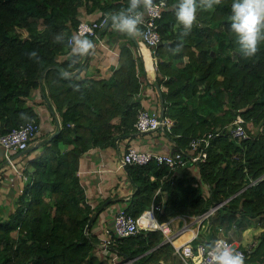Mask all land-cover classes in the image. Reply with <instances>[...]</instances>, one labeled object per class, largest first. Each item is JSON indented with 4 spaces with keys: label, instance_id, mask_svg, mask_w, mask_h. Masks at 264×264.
Masks as SVG:
<instances>
[{
    "label": "trees",
    "instance_id": "obj_1",
    "mask_svg": "<svg viewBox=\"0 0 264 264\" xmlns=\"http://www.w3.org/2000/svg\"><path fill=\"white\" fill-rule=\"evenodd\" d=\"M164 1L155 77L145 69L133 37L115 31L109 22L98 33L125 38L118 66L108 78H77L86 58L65 55L82 13L100 11L101 20L127 8L129 0H0V130L32 120L39 124L27 98L36 88H45L43 80L49 107L60 115L59 132L42 141V153L24 169L28 180H22L11 203L0 210V264H113L112 254L121 257L120 263L151 264L155 249L171 248L169 242L162 244L166 237L159 228L114 235L111 244L98 246L91 229L105 205L88 203L78 175L80 158L90 148L116 147L137 131L138 113L146 108L141 76L162 90L163 103L156 111L163 108L162 114L174 119L167 135L176 149L188 151L192 138L222 129L238 115L251 137L220 135L208 148L206 161L176 170L156 161L127 164L135 191L125 202L126 210L139 218L165 197L166 206L154 209L162 223L176 212L201 215L221 204L211 221L239 228L253 219L264 228V42L255 57L242 58L230 31L233 0H222L212 11H198L182 50L173 54L182 26L174 14L177 0ZM140 27L142 32L145 26ZM57 35L64 41L57 42ZM32 51L37 57L30 59ZM174 58L182 61L181 67L173 66ZM256 239L246 261L264 254V230ZM168 254L169 264H184Z\"/></svg>",
    "mask_w": 264,
    "mask_h": 264
},
{
    "label": "crops",
    "instance_id": "obj_2",
    "mask_svg": "<svg viewBox=\"0 0 264 264\" xmlns=\"http://www.w3.org/2000/svg\"><path fill=\"white\" fill-rule=\"evenodd\" d=\"M82 14V20H92L99 17L100 11L92 14ZM25 34L27 33L25 32ZM97 37L100 38L101 41H99L98 38L95 39L91 36H86V38L93 41L94 49L85 57L84 70L77 78H81L85 76V74L92 78H108L112 75L113 68L117 67L119 64V47L121 43L125 41V38H118L116 40L112 37L109 39L107 34L105 36H99V33ZM135 38L141 42L140 35H137ZM144 49L145 48H143V51L138 49V53L141 56V52L144 53ZM68 55H72L71 50L65 56ZM142 59L145 69L151 73L150 69L152 66H147L145 62V53ZM167 59L169 58L167 57ZM170 60H172L174 67L182 66V61L179 58ZM141 81L143 86L141 93L143 107L154 110L157 108L160 109L161 101L156 87L146 76H141ZM43 83L45 84V88L42 86L36 88L32 91L31 96L27 98L28 105L33 107L38 114L40 132L32 141L28 152H16L12 155L16 165L22 169H29L30 162L42 153V141L57 131L60 124V115L57 109L54 107L53 110H51L45 96V93H48L49 90L48 85L44 80ZM152 102H157L158 106L154 105ZM148 104L153 106L150 107ZM131 146L143 150L168 152L174 150L176 142L160 131L143 133L136 131L129 136L122 137L117 141L116 147H92L81 156L78 175L85 190L86 199L92 207H98L102 203L105 205L98 216L97 223L91 229L92 234L99 241H102L103 237H105V229L113 225V219L118 208L123 207L125 202L131 199L135 191L128 171L125 166H121L123 153ZM4 158L5 153L0 146V162ZM17 158L18 160L16 161L15 159ZM21 184L22 179L13 169L8 173L0 166V210H2L6 204L11 203L14 193H16ZM165 200L166 198L163 197V204L166 206L167 202H165ZM172 202L173 201H170L169 203L171 204ZM153 216L156 222L160 223L156 219L154 213ZM166 222H169L171 227L170 236L172 239H165L162 244L169 242L171 243V248L159 247L155 249L153 256L149 260L151 264H169L166 259V256L169 255L168 253H171L174 260L177 259L178 261L179 259L182 262L179 255L175 253V247L190 240L195 233L198 235L196 242H211L218 237L224 236L234 241L236 244L243 246L251 241H258L256 237L264 230V228L253 219H249L247 224H243L238 228L236 224L229 226V222L227 221L223 224H220L219 221H211V216L205 220H200L197 214H183L179 212L173 213L171 218ZM98 246L103 247L101 242ZM97 253L102 254L101 251ZM112 260H114V263L112 262L113 264H129V262H131L122 261L120 263L121 257L118 254H112ZM245 264H264V254L256 259L251 257L247 259V261L245 260Z\"/></svg>",
    "mask_w": 264,
    "mask_h": 264
},
{
    "label": "built area",
    "instance_id": "obj_3",
    "mask_svg": "<svg viewBox=\"0 0 264 264\" xmlns=\"http://www.w3.org/2000/svg\"><path fill=\"white\" fill-rule=\"evenodd\" d=\"M156 11L153 14H145L143 25L145 28L142 31V40L140 42L139 49L143 51V48H147L151 58H152V68L150 70L157 69V47L162 44L163 39L159 30L158 20L163 15V8L166 3L164 0L155 2ZM109 21L107 17L99 20H81L78 24L75 35L83 34L85 36H92L97 39L98 31L105 27ZM72 36V37H73ZM101 41L100 38H98ZM142 56H143V52ZM175 121L168 115H164L159 111L150 108H142L138 113V118L135 123L137 132H150V131H160L162 133L171 132L174 127ZM40 132V124L36 121H27L21 124L19 127L13 128L7 132H2L0 130V146L3 148L6 161L12 167V169L19 175V177L27 181L28 176L24 172V168H19L12 155L16 152H25L30 148L32 141L37 137ZM223 134H229L233 138L238 140H243L251 137V133L245 125V119L238 115L234 122L222 129L216 131L208 132L200 137H194L190 142V149L188 151L182 149H176L168 152H155L150 150H143L135 146L128 148L126 153L121 158V166H126L127 164H139L145 165L151 161H156L158 164H164L169 166L171 169H178L180 167L187 166L188 164L197 165L199 162L206 161L208 157V148L210 147L212 141ZM154 209L162 210V205L160 203H153L152 213ZM213 211H207L199 215L200 220H205L209 218ZM156 227H150L149 225H142L139 222V218L134 217L131 213L126 210V208L119 207L115 213L113 219V228L105 229V237H103L101 244L102 246H108L114 240V235L118 237H125L138 233L141 229H161L167 240H171V227L169 222H156ZM198 235L195 233L190 240L182 243L175 247V253L179 255L184 264H210V257L208 252L210 250V245L214 241H224L232 246L236 251L243 253L246 257L250 252L254 251L257 246L256 241H251L246 245L240 246L234 241L228 239L227 237H218L212 243L205 241H200L196 245L193 241L197 239Z\"/></svg>",
    "mask_w": 264,
    "mask_h": 264
},
{
    "label": "clouds",
    "instance_id": "obj_4",
    "mask_svg": "<svg viewBox=\"0 0 264 264\" xmlns=\"http://www.w3.org/2000/svg\"><path fill=\"white\" fill-rule=\"evenodd\" d=\"M221 4L222 0H177L173 5L174 14L182 30L178 35L179 43L171 49L173 54L182 50L183 40L191 33L198 11H212ZM155 11L154 0H129L127 8L108 14L107 20L115 31L135 38L143 34L140 26L144 23L145 14ZM231 13L230 31L235 36L238 50L242 58L251 59L257 55L261 42H264V0H233ZM56 41L63 42L64 37L57 35ZM67 43L77 60L86 57L94 49L93 41L83 34L71 37ZM28 55L30 59L37 57L35 51ZM208 256L210 264H245L243 253L224 241H214Z\"/></svg>",
    "mask_w": 264,
    "mask_h": 264
},
{
    "label": "bare ground",
    "instance_id": "obj_5",
    "mask_svg": "<svg viewBox=\"0 0 264 264\" xmlns=\"http://www.w3.org/2000/svg\"><path fill=\"white\" fill-rule=\"evenodd\" d=\"M145 53V62L148 67L152 66V58L147 48L144 49ZM139 222L144 225H149L150 227H156L157 223L153 216V213L151 210L145 211V213L139 218ZM190 222V221H189Z\"/></svg>",
    "mask_w": 264,
    "mask_h": 264
},
{
    "label": "water",
    "instance_id": "obj_6",
    "mask_svg": "<svg viewBox=\"0 0 264 264\" xmlns=\"http://www.w3.org/2000/svg\"><path fill=\"white\" fill-rule=\"evenodd\" d=\"M108 25H109V23L105 25V28L108 27ZM133 39H134L136 45H137V46H140V42H139L136 38H133ZM158 61H160L159 58H157V62H158ZM56 67H57V68H60V66H58V65H56ZM81 68H82V67H80L76 73H79V72L81 71ZM44 72H45V70L43 71V74H44ZM150 72H151V74H152L154 77L156 76V71H155V70H151ZM74 76H75V75H72V77H74ZM156 89H157V91L159 92L160 97H162V90H161V88H160V86H159L158 84H156ZM162 103H163V100L161 101V104H162ZM161 106H162V105H161ZM163 111H164V110H163V108H162L161 112L163 113ZM58 132H59V131L53 133V134L51 135L50 138H52L53 136H55ZM219 206H221V204H218V205L212 207V208L209 209L208 211H213V210L217 209ZM92 221H93V219H91V221H90L88 227L90 226V224L92 223Z\"/></svg>",
    "mask_w": 264,
    "mask_h": 264
},
{
    "label": "rangeland",
    "instance_id": "obj_7",
    "mask_svg": "<svg viewBox=\"0 0 264 264\" xmlns=\"http://www.w3.org/2000/svg\"><path fill=\"white\" fill-rule=\"evenodd\" d=\"M154 105H156V106H158V104H157V102H152ZM161 104V103H160ZM148 106H150V107H152L153 105H150V104H148ZM161 107V106H160ZM158 109V108H157ZM42 133H43V131H42ZM165 134V133H164ZM165 135H167V133L165 134ZM25 152H28V150L27 151H25ZM155 152H160V151H155ZM16 161L18 160V158L17 159H15ZM0 166H1V168L3 167V169L5 170V171H7L8 173H10L11 171H12V168H11V166L8 164V162L6 161V158H4L1 162H0ZM161 205H162V208H163V202H159ZM118 206V205H117ZM4 209H5V206L3 207ZM6 212H9V210H7ZM213 214V213H212ZM3 215V217H4V214H2ZM224 237V236H223ZM178 262H179V259H178ZM131 262H129V264H130Z\"/></svg>",
    "mask_w": 264,
    "mask_h": 264
}]
</instances>
